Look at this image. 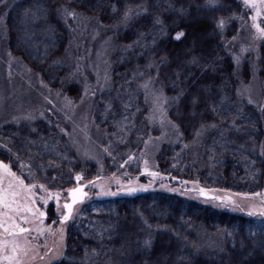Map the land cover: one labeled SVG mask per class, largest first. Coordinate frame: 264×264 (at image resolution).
Listing matches in <instances>:
<instances>
[{"label": "trees", "instance_id": "16d2710c", "mask_svg": "<svg viewBox=\"0 0 264 264\" xmlns=\"http://www.w3.org/2000/svg\"><path fill=\"white\" fill-rule=\"evenodd\" d=\"M207 2L17 0L5 15V47L49 89L76 102L81 86L67 85V69L58 63L71 39L58 10L75 9L78 16L95 20L119 48L110 58L111 88L96 95L91 108L103 135L105 173L119 179L138 176L147 140L159 136L160 128L147 120L143 86L151 81L167 98L166 117L182 133L176 142L158 148L156 171L173 184L257 194L264 187V40L257 45L255 61L245 53L237 65L226 43L238 36L249 10L241 0H218L215 7ZM140 7L147 13L124 26V11ZM156 17L167 35L154 25ZM220 18L227 21L222 30L216 27ZM177 31L185 33L180 41L173 39ZM193 57L196 64L189 63ZM253 78L263 94L248 104L237 91ZM194 96L199 103L192 116ZM224 96L228 100L221 105ZM213 104L217 113L210 110ZM201 124L205 130L196 137ZM0 160L25 185L50 192L71 189L78 172L87 179L95 176V165L81 162L47 119L0 126ZM260 217L158 191L85 200L66 225L62 257L54 264H264V215ZM53 219L50 213L48 220ZM203 233L219 237V247L202 246ZM149 237L152 245L145 249Z\"/></svg>", "mask_w": 264, "mask_h": 264}, {"label": "rangeland", "instance_id": "374dc122", "mask_svg": "<svg viewBox=\"0 0 264 264\" xmlns=\"http://www.w3.org/2000/svg\"><path fill=\"white\" fill-rule=\"evenodd\" d=\"M16 1L3 0L0 3V126L35 118L51 120L66 137L80 161L95 165V176L92 179L85 178L82 171L78 172L74 177V185L71 187L88 184L85 200L131 197L158 191L181 195L209 204L221 211L261 219L260 215H264V187L261 192L252 195L203 190L195 184H173L174 181L169 182L166 177L156 171L154 159L158 148L162 144L176 142L178 136L165 115V103L160 108L154 105V94L158 95L160 92L151 81L147 83V88L144 87L148 105L147 120L152 126L160 128V134L158 137L147 140L141 153L138 176H123L120 179L108 176L102 161L103 135L93 123L91 108L94 97L111 88L109 63L113 53L119 50L118 46L95 20L81 16H77L76 20H66L62 17L71 39L58 63L67 69L64 82L67 85L81 86L80 99L74 102L59 91L49 89L38 76L8 54L5 47L4 19ZM241 1L249 10V16L242 23L238 36L226 43V48L233 57L240 56L242 59V55L250 53L252 60L255 61L257 45L264 40V36L260 34V29H264V0H252L248 5L244 3V0ZM242 48L248 51L241 54ZM244 88L248 89L245 96L250 97L252 101L264 93V89L263 93L260 92L255 78L251 85ZM0 162L3 161L0 160ZM21 170L25 172L23 168ZM78 175L81 177L80 180L76 179ZM15 178H18L16 174L9 176L8 171L0 169V180L3 181L5 189L10 181L15 182ZM28 185L36 187L29 192L27 187L20 188L18 184L16 186L17 191L21 193L18 198L22 206L21 211L13 214L8 209H0L4 213L0 216V221L4 223V227H8L11 221H8L7 217L12 215L17 225L29 229L18 237L21 245L28 250L26 256L21 253L23 264H54L62 257L66 225L75 216L80 205L75 206L71 218L61 224L58 219L62 213H56V206L59 204L62 207L67 202L69 189L50 192L37 184ZM132 189L135 191H131ZM201 194H205L206 197L203 198ZM25 206L31 211L25 210ZM41 212L45 213L43 218L39 215ZM50 213L56 218L55 221L48 220ZM0 235H6L2 228H0ZM199 243L204 247L215 249L220 245V238L203 233ZM53 255L57 257L56 260L52 259ZM0 264H7V261H0Z\"/></svg>", "mask_w": 264, "mask_h": 264}, {"label": "snow or ice", "instance_id": "6c2138e0", "mask_svg": "<svg viewBox=\"0 0 264 264\" xmlns=\"http://www.w3.org/2000/svg\"><path fill=\"white\" fill-rule=\"evenodd\" d=\"M2 2H3V0H0V3H2ZM251 2H252V0H244V3L246 5L250 4ZM217 4H218V0H208L206 6L215 7V6H217ZM115 10H116L115 7H113V11H115ZM58 11H60V14L66 20L67 19H71V20L77 19L78 13L76 12L75 9L62 8ZM146 13H147V9L143 8V7H140L137 11H133V9L127 8L121 17V23L124 26H127L129 24V22L132 21L135 17H138V16H140L142 14H146ZM153 23L156 26H160L161 33H163L164 35H167V32L163 27V21L159 17H156V19L154 20ZM226 23H227V21L225 19L220 18L219 20L216 21V27L218 29L222 30ZM260 34L262 36H264V29H260ZM184 36H185V33L183 31H177L175 33V35L173 36V39L176 41H180ZM246 51H248V49L242 48L241 54H243ZM240 58H241L240 56H234L233 57V59L236 61L237 65H239ZM161 62L163 63L165 61L162 60ZM189 63L196 64L197 63L196 58L193 57ZM177 78H179V73H177ZM143 87L147 88L148 84L146 83ZM247 92H248L247 88L238 89L237 96L243 97L245 95V93H247ZM183 94H184V92H183V90H181L179 93V96H183ZM179 96L176 98H173L175 103H179ZM227 100H228L227 96L222 97L220 104L223 105L224 103L227 102ZM166 102H167V98L163 97L162 92L158 95L154 94V105L157 108L162 107V105ZM247 102H248V104L253 103V101L250 97L248 98ZM198 103H199V98L194 96L192 101H191L193 111L190 114L192 116L196 115L195 107ZM209 107L213 113H217V105L213 104V105H210ZM239 111L242 112L243 110L239 109ZM25 118L28 119L29 117H25ZM169 123H171V121H169ZM172 127L175 129L177 136L179 138L182 135V133H180V131H179V126L172 124ZM208 127H216V125L213 124V125H209ZM204 130H205V125L201 124L200 128L196 130L195 136L199 137L200 135L203 134ZM0 169L8 171L9 176H14V173H12L9 169V165L4 164L3 162H0ZM76 179L80 180L81 177L78 175L76 177ZM17 184L19 185L20 188L27 187V191H29V192L32 190L33 187H36L35 185L25 186L23 180H20L19 178H15V182L10 181L7 188L5 189V187L3 186V181L0 180V209H8V211L10 213H13V214L19 213L21 211V208H22V206L20 205L19 200H18L21 193L19 191H17V188H16ZM40 187L42 188L43 186H40ZM131 191H135V189H132ZM80 192H81V189H79V188L72 189L69 192L71 202L70 203H64L62 207L59 204H57L56 213L57 214L62 213V216L60 217L61 224H63L65 221H68L71 218L72 213H73V204L76 203V201L78 199V194ZM44 203H47V201H44ZM25 210L31 211V209L26 208V206H25ZM3 215H4V213L2 211H0V216H3ZM39 215L41 218H43L45 216V213L41 212V213H39ZM7 219H8V221H11V223L8 225V227H4V223L2 221H0V228L3 229L4 233H6V235H0V261H7V264H23V260L21 258V253H23V255L26 256L28 250L21 245V243L18 240V237L23 235L24 233L28 232L29 229H25V228L17 225L13 221L12 215H9L7 217ZM151 245H152V238L149 237L143 241L142 247H144L145 249H150ZM86 255H87V253H86ZM52 259L56 260L57 257L55 255H53Z\"/></svg>", "mask_w": 264, "mask_h": 264}, {"label": "water", "instance_id": "95a60500", "mask_svg": "<svg viewBox=\"0 0 264 264\" xmlns=\"http://www.w3.org/2000/svg\"><path fill=\"white\" fill-rule=\"evenodd\" d=\"M87 187H88V184H83V185H79V186H76V187H74V188L69 189L68 192H67V199H68V200H67L66 203H70V202H71V198H70V196H69V192H70L72 189L79 188V189H81V192L78 194V199H77L76 203L73 204V209H74L75 206L81 205V204L85 201V199L87 198V193H86V189H87ZM201 196H202L203 198L206 197L205 194H201ZM65 222H67V221H65ZM65 222H64V223H65Z\"/></svg>", "mask_w": 264, "mask_h": 264}, {"label": "flooded vegetation", "instance_id": "af4514ba", "mask_svg": "<svg viewBox=\"0 0 264 264\" xmlns=\"http://www.w3.org/2000/svg\"><path fill=\"white\" fill-rule=\"evenodd\" d=\"M56 220V218H54V221ZM60 221V219H58Z\"/></svg>", "mask_w": 264, "mask_h": 264}]
</instances>
